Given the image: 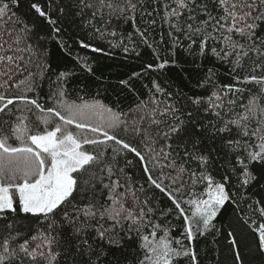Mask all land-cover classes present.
I'll return each instance as SVG.
<instances>
[{
	"label": "snow or ice",
	"instance_id": "1",
	"mask_svg": "<svg viewBox=\"0 0 264 264\" xmlns=\"http://www.w3.org/2000/svg\"><path fill=\"white\" fill-rule=\"evenodd\" d=\"M20 3L0 0V264H201L196 241L227 205L264 258V195L248 191L264 189V0ZM101 42L155 57L120 81L126 108L69 102L75 72L50 62L55 45L92 73L72 45L104 53ZM178 49L226 66L230 82L215 67L169 81L168 67L186 71ZM226 239L244 264L235 232Z\"/></svg>",
	"mask_w": 264,
	"mask_h": 264
},
{
	"label": "trees",
	"instance_id": "2",
	"mask_svg": "<svg viewBox=\"0 0 264 264\" xmlns=\"http://www.w3.org/2000/svg\"><path fill=\"white\" fill-rule=\"evenodd\" d=\"M30 2L31 0H21L18 11L22 14L29 13ZM36 2L44 5L46 0H36ZM64 3H68V0H64ZM76 23H79L78 19ZM64 27L69 28L70 34L76 31L75 25L69 26L67 21L64 22ZM121 30L128 32L132 31V28L129 25H121ZM69 44H72V42L69 41ZM100 46L105 48L104 53H92L90 50H83L74 44L72 45L74 56L87 57L93 68L92 73L81 71L75 66L73 60L66 58L64 53L55 45H49L50 62L55 71L72 70L75 72V75L72 76L66 86L68 92L67 100L69 102L79 104L82 100H98L102 104L114 109L126 108L132 102V97L123 89L120 81L128 79L134 71L143 72L142 65L148 60L155 59V57L150 54V50L145 49L143 46H140L138 49L142 54L140 57L131 51L125 53L120 48L112 49L108 47L106 42H101ZM175 59L186 71H182L181 68L168 67L163 70V76H166L169 81L179 83L181 80H184L187 83V73L201 67L203 70L215 67L216 71L220 74L219 80L221 83H227L231 80L227 67L215 63L211 58L203 61L198 59L194 65L192 63L193 58L183 50L178 49ZM55 71L50 74L53 81L55 80ZM155 75H159V73H155ZM149 78L150 76L145 74L141 79L135 80L134 83L142 91L141 85L146 84ZM48 87L49 83L46 80L43 92L41 93V102L46 106H51V102L47 101L44 97V93L48 91ZM185 90L187 91L188 89L186 88ZM32 126L33 128L37 127L35 117H32ZM73 130L75 131L74 126ZM120 163L123 166V160ZM135 171L137 175L140 174L138 170ZM248 191L255 194L254 199H259L264 195V189H261L259 186L250 188ZM234 207L235 205H227L222 210V213L215 221L218 231H215L214 235H209L206 238L201 237L196 241L195 247L200 254L201 264H233L232 251H230L229 243L226 239L229 231H234L240 241L238 250L244 257V264H264V258H254L251 254L256 247V239L250 232L249 226L244 224L240 215L233 211ZM176 223L178 224L179 222ZM205 252H207V255L204 254Z\"/></svg>",
	"mask_w": 264,
	"mask_h": 264
}]
</instances>
